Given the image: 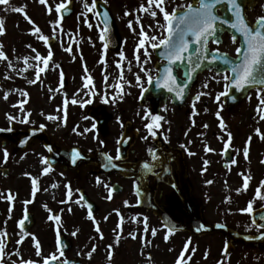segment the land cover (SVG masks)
Listing matches in <instances>:
<instances>
[{
  "label": "flooded vegetation",
  "instance_id": "af4514ba",
  "mask_svg": "<svg viewBox=\"0 0 264 264\" xmlns=\"http://www.w3.org/2000/svg\"><path fill=\"white\" fill-rule=\"evenodd\" d=\"M72 1L75 4L74 15L71 18L81 16L80 10L85 11L82 4H78L77 0ZM88 2L91 4V0ZM172 2H175L173 7H171ZM195 2L196 0H168L167 10L171 11L177 5L188 3L195 5ZM240 2L245 8L251 4L254 5V8L243 10L250 25H254L256 19L264 15V0H255L251 3L240 0ZM99 3L111 13L117 28L113 11L111 12V2L105 4L104 0H97L96 7ZM141 3L146 5L147 0H130L129 3L115 0V4L122 12L129 9L132 11L131 16L126 17L123 13L120 17V22H125L123 27L120 25L117 28L122 43L120 52L125 47L135 49L139 37L127 27V24L129 20H132L133 28L138 33L140 25L135 21L136 15H140L141 24L145 26L149 36L159 37L160 35V30H149L147 27L155 23L151 16L136 11ZM220 8L221 15H230L223 11L224 6ZM94 11L97 14L87 13V22L90 24L98 22L101 29L103 26L99 22L97 9ZM157 19L163 22L162 15L159 13ZM191 39L189 37L190 41ZM216 39L220 42L214 43L212 39H209L207 49L209 54L217 53V61L210 63L211 55H209V61H201V66L191 73L190 83L192 84L187 95L183 99H178V104L173 103L171 96L166 100H158L153 90L144 92L141 96V89L138 87L136 92L131 93L132 97L126 99V105L123 106L121 114L119 110L110 111L103 104L94 106L92 102L90 103L92 105L83 107L80 104L77 109L78 113L81 112L83 125L73 120L77 114L76 111L69 114L67 110L64 126L72 129L78 126L77 132L83 133L85 128H92L95 124L96 127L92 131L83 135H78L72 129L52 132L51 123L43 118L37 119L35 112L30 109L29 120L34 121V124L19 123V119L23 118L19 113L15 114L17 121L9 124L3 106H0V127L13 129L11 132L0 133V192L6 197L10 191L15 196L11 202L6 198H0V230L6 228L9 234L6 252L18 249L26 260L30 259L36 264H43L42 258L35 255L31 239V235H35L41 245L42 257H47L49 254L58 255L56 225L54 221L48 220V216L60 214L62 223L60 239L64 251L61 260L68 259L72 264H91L98 257L107 260V245L113 243L115 238L113 229H116L117 224L120 223V216L114 211L118 209L124 218V223L119 246L114 247L112 264L125 262L127 264H174L186 242H189V250L185 252L187 264H197L198 258L200 259L198 264H218L220 261L223 264H264V241L249 244L235 239L228 233L254 238L264 234V228L257 230L252 223L253 214L250 216L240 211L250 200H253L256 188L260 181L264 180V163H261L264 160V140L255 133L256 128H260L264 133V120H259L256 112V106L259 103L257 89L252 90L233 110L228 109L223 103L224 96L216 102L215 96L224 91L223 76L231 75L223 64L220 54H227L230 58L235 57L236 49L240 46L243 37L227 25H221ZM195 47L190 43L189 52L185 55L194 57ZM148 50L150 53L148 70L155 78L167 63L156 56V49L149 47ZM53 53L55 55L54 51ZM59 64L61 65L60 62ZM188 72L187 61L183 65L173 66V75L178 78L185 77ZM64 78V84L67 85L68 79ZM142 80L147 88L149 85L144 75ZM217 80L220 82L217 83ZM204 83L208 84L207 88L203 87ZM199 92L210 93V95L201 96L199 101H195L194 98ZM30 104L31 102L27 108H30ZM193 104H195L196 114L193 113ZM168 107L174 110L175 115ZM95 110L99 113L93 118L90 112ZM145 110L165 118L164 121H160L161 127L156 130L155 138L149 136L147 140L143 139L148 135L145 124L150 121L143 118ZM218 111L227 125L225 130L219 126L220 121L216 115ZM86 123H89V126H85ZM40 124L46 127L33 135V129L38 128ZM205 124L208 125L207 128L204 127ZM127 128L130 130L128 136L130 146L122 154L120 142ZM227 132L232 133V140L229 147L225 149ZM250 136L252 139L247 145L249 159L245 160L243 149ZM24 140L28 142L22 144L21 141ZM205 145L214 151L206 152ZM49 147L52 149L51 152L48 151ZM4 148H7L10 154L7 163L3 161ZM149 149L155 151L156 159L150 155ZM74 150L81 155L75 164L72 163ZM117 150L121 157L119 160L115 159ZM189 152L195 155H189ZM25 153H27L26 156ZM106 155L112 156V164L116 165V167L110 165L107 168L108 172L100 168L103 164H108ZM22 156L23 159H21ZM41 157L47 158L51 165L52 170L48 174H42L45 165L41 164ZM232 159H235L237 163L233 165ZM204 160H208L209 164L206 171L202 172ZM145 163L149 164L150 171L143 167ZM25 173L30 175L26 176ZM240 173L251 176L247 191L243 190V177ZM97 177L101 179L100 184H97ZM32 178L38 180L39 190L35 197L31 195ZM209 180L213 183H206ZM54 183L58 185L57 188L51 187ZM66 184L73 190L72 197L68 203H61L67 198ZM105 184L113 189L111 200L106 198L108 189L104 187ZM76 189L80 191L76 192ZM207 189L215 190L214 201L208 200ZM237 189L241 191L237 193ZM180 191L187 195L185 201L180 196ZM261 192L264 194V189H261ZM188 194L191 199H188ZM80 195H83L92 205L93 216L103 233V239H100L99 234L94 230L96 225L87 219V205L82 207L83 201L81 205L72 202ZM229 197L230 201L226 199ZM26 199H31L32 203L25 206L23 201ZM125 201H128V206H125ZM44 205L52 210L51 213L45 209ZM10 206L12 212L9 219ZM69 207L72 209L71 212L68 211ZM254 209V213L264 209V201L254 200ZM25 212L28 219L22 227L30 235L21 245H16V240L19 238L17 234L20 231L18 221L24 217ZM133 216L141 220L144 216L148 217L149 232L146 239L151 240V244L147 247L142 246V239L145 238L143 223H133L130 219ZM164 218L168 224L176 227L175 233L168 242L164 241V223H166ZM5 221H7L6 224ZM255 221L256 224H264L260 216H257ZM204 224L223 225V228L214 232H202ZM152 228L157 229L155 237L151 236ZM76 229H79V232L73 237L71 233ZM198 229L201 233H195ZM133 231L137 233L135 240L128 236V233ZM92 244L97 245V250L89 260L86 254L91 250ZM149 255L152 258L151 261L147 259ZM13 256L15 255L11 256V260ZM189 256L190 259H188ZM11 260L8 264H11ZM16 260L19 264V258ZM49 264L52 262L49 261Z\"/></svg>",
  "mask_w": 264,
  "mask_h": 264
},
{
  "label": "snow or ice",
  "instance_id": "6c2138e0",
  "mask_svg": "<svg viewBox=\"0 0 264 264\" xmlns=\"http://www.w3.org/2000/svg\"><path fill=\"white\" fill-rule=\"evenodd\" d=\"M38 2L41 5H44L47 11V14L51 15L53 11V6L48 3V0H38ZM72 2V0H60L59 3H55L54 10L58 14V19L53 21H50V24L52 25V38L55 39L59 35L60 32H63V28L60 27L61 20L63 19V15L61 13L63 12L66 14L70 11L69 4ZM108 0H104V3L106 4ZM167 3L168 0H147V4L141 3L139 5V8L136 10L138 13H144L153 19L155 22L154 25L150 24L148 25L149 30L157 29L160 30L159 37L157 35H151L149 36L148 33L145 31V26L141 24V17L140 15H136L135 21L138 25H140L139 32H136V29L133 28V21L129 20L127 27L133 31L134 34H136L139 39L135 45L134 49V59L137 63V65L140 67V71L144 74V77L147 78V84L152 85L154 84V88L156 90L164 89L168 93L172 94L173 99H183L185 95V89L188 88V82L191 81L192 75L191 73L194 72L197 68L201 66V61H209V55H211V62L217 61V53L212 52L209 54V51L207 49V45L209 42V39H212L214 43H219L220 41L216 39L218 29L221 25H227L229 28L233 29L235 32H238L243 37L242 47H238L236 49L237 55L235 57L230 58L227 54H220L222 56V62L225 65L226 68H228L231 75H224L223 80L224 83V91L218 93L215 96L216 102H219L221 100V97L227 96L229 91L231 89H235L236 91H243L246 90L254 85L264 86V15L259 16L254 25H250L245 15L243 14V7L240 0H196L195 5L193 3H188L187 5H177L176 7L172 8L171 11L167 10ZM0 5L8 6L5 8V11L11 10L17 13H23L24 18L28 21V23L32 26L30 35L34 36L38 40H42L45 44V46H48L49 43V37L45 35L41 28L35 24V22L27 15L25 12V7L21 6H12L9 4V0H0ZM97 6V0H91V4H89L88 0H82V7L85 10L83 13H81L82 16H84V22L87 24V13L93 12V14H97L94 10ZM220 6H224L223 11H226L229 13V16H223L221 15L222 9ZM158 13L162 15V20L157 19ZM132 13L125 11L124 16H131ZM102 23L104 27L101 29L100 34V40L104 42V48L105 50L108 47L107 41L110 40L109 33V13L105 11L103 13V20ZM89 28L92 27L91 24H87ZM59 29V32H58ZM6 35V27H5V21L4 19L0 18V37H3ZM70 36V33H69ZM189 37H191V41L189 40ZM233 40L235 38L233 37ZM194 44L195 47V56L185 54L189 52V45ZM147 45V46H146ZM4 43L0 41V61H7V67L9 69H13V61L9 59L8 55L4 51ZM27 48L31 49L32 53H35L34 56H23L18 57L17 60H23L24 64L26 65L25 69L18 70L20 73L23 71H26L27 68L35 67V78L29 79V84H35L37 81H40L41 73H43L49 66V62L53 59V51L51 47H49V50L47 52V56H42L41 53L34 48L31 44L26 45ZM61 47L64 51H67L69 53H72V48L64 47L62 44ZM149 47L152 49H162V51L159 53L160 56L167 59V65L163 67L162 72L157 74V77H153L150 75V71L144 67L147 63H149L150 60V53H149ZM143 49V60L141 59L140 50ZM120 59L116 61V67L118 69H121V75L119 76V80L123 81V84L117 83L115 85L108 84V76L104 75V81L106 88L115 87L118 89V91L114 92L112 95H109L106 91L103 94L97 93L94 91L95 85L93 84V78L91 76H85L82 77L84 79V83L82 85V89H88V92H85V96H89L90 98L86 101L82 100L80 101L81 107L84 106V104L92 103L91 96L92 95H100L101 102L102 103H112L116 104L118 101L123 100L124 98V91L123 86L124 84H127L128 86H132L131 82L124 80L123 77V68L121 62L126 59L125 54L123 51L118 53ZM73 59L75 57L73 56ZM29 60H34L37 63L35 65L29 64ZM185 61L189 64V72L185 77H179L176 75H173V66L174 65H183ZM102 64H105V69L103 70L106 73L107 64L104 59V54H101V60L99 61ZM42 63L43 67L40 66ZM129 64V71L131 70L130 65L131 61L128 62ZM56 69H60L61 65L59 63H56L54 65ZM85 73H87V68L85 66ZM61 77H63V72L60 73ZM8 76H5V79H8ZM217 83L220 81L217 80ZM42 83V81H41ZM89 85H92V88H89ZM135 86L141 89V96L144 92L148 91V89L144 86V81L142 80V77L140 74H135ZM204 88L208 87L207 83L203 84ZM20 91L21 95L27 97L29 94L26 91L23 90H16ZM49 92L53 91H59V88L52 89L49 87ZM264 87H258L257 88V98L259 100V103L256 107L257 115L259 116V120H264ZM78 94V93H77ZM210 95V93L206 92H199L196 94L194 100L199 101L201 96ZM9 97V93L5 92L3 99L7 100ZM250 98V97H249ZM67 100L64 101L65 105L67 104ZM26 103V101H20V111L24 113V116L22 119H19V123L21 124H34V121L29 120V116H31V112H27L23 104ZM73 104L77 103L76 99L72 100ZM13 107H17L16 104L12 105ZM165 111L167 110V107L165 106ZM57 111H62V109L58 108ZM207 111V109L205 110ZM193 113H195V104H193ZM139 115V113H137ZM41 115H44L43 112H41ZM222 130H225L227 128V125L223 121V119L220 117V112L218 111L216 113ZM47 120L50 121H60L61 124H63L66 121L67 113L65 112L63 116H57L49 114L45 117ZM145 119H148L150 122L145 124V128L147 129L148 135L144 136L143 139L147 140L149 136L155 138L157 135V129L161 127L160 121H164L165 118L162 115H154L147 110H145L144 117ZM17 117L11 114L7 115V120L9 124H12L14 121H17ZM85 119H88V117H85ZM119 119V118H118ZM194 124V121H193ZM59 126V125H58ZM46 125L40 124L38 128L33 129V135H35L36 132L42 131ZM95 124L92 125V128H85L83 130V133L77 132V127H74L72 129L73 132H76L78 135H83L84 133L90 132L95 128ZM205 128L208 127L207 124L204 125ZM13 129L11 127L3 128L0 127V133L3 132H11ZM255 133L261 140H264V133L261 132L260 128L255 129ZM187 135V133H185ZM227 141L224 144L225 149H227L230 145V142L232 140V133L227 132ZM251 136L248 138V141L246 142V146L243 149V156L245 160L249 159V147L247 146L248 143L251 141ZM27 140L21 141L22 144L27 143ZM101 143H103L101 141ZM119 143V141H118ZM191 143V141H189ZM181 147H185L184 145H181ZM48 151L51 152L52 149L49 147ZM150 155L153 157V159H156V153L153 149L148 150ZM205 151L211 152L214 151L209 146L205 145ZM239 151V150H237ZM189 155H195L193 152H189ZM9 152L7 148L3 149V161L4 163H7L9 160ZM27 153H25V156ZM24 157L22 156L21 159ZM81 158V155L78 151H73L72 153V163L75 164L78 159ZM120 154L119 150H117V155L115 156L116 160H119ZM105 159L108 161V164L105 165L106 167L108 165H111L112 167H116L115 164H112L113 157L110 155H106ZM40 162L42 165H45L42 169V174H48L52 169L51 165L49 164L47 158L41 157ZM231 163L234 165L237 163L235 159L231 160ZM261 163H264V160L261 161ZM209 164L208 160H204V168L203 171H206L207 165ZM145 170L150 171V166L148 163H145L143 165ZM26 176H29V173H25ZM63 175V173H61ZM240 175L243 177V190L247 191L249 187V181L251 180L250 175H244L243 173H240ZM101 183V179L97 177V184ZM206 183L211 184L213 181L209 180ZM31 195L32 197H35L36 192L38 189V180L37 178L31 179ZM52 188H57V184H52ZM105 188L108 189V196L107 199H112V191L113 189L109 187V185L105 184ZM65 188L67 189L66 193V199L61 201V203H68L71 200L72 197V188L70 185L66 184ZM261 189H264V180H261L258 187L255 190V196L253 200H250L247 204V206L243 209H240L242 213H247L248 215H252L255 211L254 209V200L259 199L261 201H264V194H262ZM44 191H48V189H44ZM76 192H79V189L75 190ZM237 193L241 191V189L236 190ZM139 192V189L137 188V193ZM0 198H6L9 202L13 201L15 199V196L9 191L8 195L5 197L4 193L0 192ZM228 201H230V197L226 198ZM81 201L84 202L83 205H81ZM73 203L77 205H81L82 207L84 205H87L88 212H87V219L91 220L95 226V231L99 234L100 239H103V233L98 225V222L95 220L93 216L92 211V205L87 202L85 197L83 195H80V197L74 201ZM24 205L27 206L28 204L32 203L31 199H26L23 201ZM125 206H128V201H125ZM45 209L51 213V209H48L47 205H44ZM9 219L11 218V212L12 207H9ZM63 211V210H61ZM69 212L72 211V209L69 207ZM118 216H120V223L117 224L116 229H113L115 233V238L112 244L107 245V260L108 264H112V260L114 257V247H118L120 240L122 238V232L123 228L122 225L124 223V218L121 216L118 209L114 210ZM28 219L27 212H25L24 217L18 221V227L20 228L19 233L17 234L19 238L16 240V245H21L24 240L30 235L28 232L24 230L22 227L25 220ZM133 223H143V233L145 234V238L142 239V246L147 247L151 244V240L146 239V235L149 232V225H148V217L144 216L141 220L137 216H133L130 218ZM260 219L264 220V212L260 213ZM48 220L54 221L56 225V233H57V252L56 254H49L47 257H42L41 253V245L39 240L35 237V235H31V239L33 240V247L35 248V255L37 257H41L43 264H49V261L52 262V264H72L71 261L68 259L61 260L60 258L64 256L63 247H61V239H60V228L62 227L61 223V215L60 214H50L48 216ZM105 220H107V217H105ZM7 221H5V224ZM252 223L256 226L257 230L264 228V224H256L255 219H253ZM223 227V225H220ZM165 228V235H164V241L168 242L170 237L175 233L176 227L175 225H171L168 223H164ZM119 230V231H118ZM79 232V229H76L71 233L73 237L77 235ZM157 235V229L152 228L151 229V236L155 237ZM128 236L135 240L137 239V233L135 231L129 232ZM251 237H246V239H250ZM259 238L264 239V234H262ZM8 241H9V234L7 232V229L0 230V264H8V261L11 260V256L15 255L19 258V264H36L33 260H26L24 259L19 250L15 249L11 252H6V248L8 247ZM66 247V245H64ZM97 250V245L92 244L91 250L87 252V258L91 260L93 254ZM189 250V242H186L184 244L183 249L177 256L174 264H187V261L185 259V252ZM171 251V249H170ZM191 257L189 256L188 259ZM149 261H151V256L149 255L147 257ZM11 264H18L17 260H11ZM218 264H223L222 261L218 262Z\"/></svg>",
  "mask_w": 264,
  "mask_h": 264
},
{
  "label": "rangeland",
  "instance_id": "374dc122",
  "mask_svg": "<svg viewBox=\"0 0 264 264\" xmlns=\"http://www.w3.org/2000/svg\"><path fill=\"white\" fill-rule=\"evenodd\" d=\"M119 1L121 3L130 2V0ZM59 2L60 0H48V3L53 6V11L51 15H49L47 14L45 6L41 5L38 0H9V4L12 6H26L25 12L27 15L50 39H52L53 34L50 21L54 22L59 18L54 10L55 3ZM76 2L82 4V0H77ZM108 2H111V12L113 11L117 22V28H119L120 25L123 27L125 22H120V17L124 11L122 12L121 9L118 8L115 4V0H108ZM174 4L175 2H172L171 7H173ZM6 7L8 6L0 5V18L4 19L6 27V35L0 37V41L4 43V51L9 59L13 61V69L7 67V61H0V106H3L4 113L6 115L11 114L14 116L16 113H19V115L21 114L24 116V113L20 111L19 102L26 101V103L23 104L24 109L27 112L29 109L30 111H34L37 119L43 118V120H47L45 117L49 114L63 116L67 110L69 114H73L76 111L77 114L74 116L73 120H76L83 125L81 112L78 113L77 108L80 106V101H86L90 97L84 95L85 92L89 91L88 89H83L81 91L84 83L82 77L87 75L93 78V84L95 85L94 91L97 93L103 94L106 91L109 95H112L114 92L118 91L115 87L106 88L104 75L106 74L108 76V84L115 85L118 82L123 84V81L119 80L121 69L116 67V61L120 59L118 55L120 51L113 53L107 51V49L105 50L102 41L100 40L102 28L100 29L101 26L98 22L91 23L92 27L89 28L87 24L90 23L87 22L86 24L84 22V16L82 15V17L76 16L68 21L61 20L60 27L63 28V32L59 33L54 47L51 48L52 51L55 52V55L53 53L54 60L49 64L48 68L41 73L40 81H37L35 84H29L28 80L35 78V67L27 68L26 71L20 73L18 70L25 69L26 65L22 59L17 60V58L35 55V53L31 52V49L26 47L28 44H31L36 48L42 56H47L49 48L45 46L42 40H38L29 34L32 26L24 18L23 13H17L11 10L5 11ZM128 12L132 13L130 9ZM80 13H83V11L80 10ZM62 44L64 47L70 46L72 48V53L64 51L61 47ZM131 48L125 47L122 50L126 59L122 61L121 64L124 80L131 82L132 86L124 84L123 91L125 94L123 100H120L121 103L105 104L101 102L100 95H92L91 99L94 106L103 104L105 107L109 108L110 111L113 112L119 110L121 114L124 109L123 106L126 105V99L131 98V93L136 92L135 74H140L142 78L144 74L140 71V67L134 59V49L131 50ZM102 53L104 54V59L107 64L106 73L103 71L105 69V64L99 62ZM140 55L143 60V49L140 50ZM73 56L75 59H73ZM129 61H131L130 71L128 64ZM59 62L61 63V68L56 69L54 65ZM36 63L37 62L34 60H29V64L35 65ZM40 66L43 67L42 63ZM85 66L87 68V73H85ZM149 66V63L144 65L146 69H148ZM61 71L63 72V77L60 75ZM5 76H8L9 78L5 79ZM64 77L68 79L67 85L63 82ZM49 87L54 90L59 88V91L49 92ZM89 88L91 89L92 85H89ZM17 89L26 91L29 95L25 97L21 95L20 91H16ZM5 92L9 93L7 100L3 99ZM73 99L77 100L76 104L72 103ZM65 100L68 101L66 105L64 103ZM30 102V108H27ZM13 104H16L17 107H13ZM90 105L92 104L88 103L84 106ZM58 108L62 109V111H57ZM169 109L170 112L175 115L174 110L172 108ZM41 112H43L44 115H41ZM47 121L52 125V132H64L66 129H72L71 127H65L64 123L61 124L60 121ZM88 124L89 123H86L85 126H89ZM214 192V189H207L208 200L214 201ZM23 258L25 259V256H23ZM16 259H18V257L13 256V260ZM198 259L197 264L200 260ZM92 262L93 263L91 264H107V260L102 257H98L97 260L95 259ZM124 264L127 263L125 262Z\"/></svg>",
  "mask_w": 264,
  "mask_h": 264
},
{
  "label": "water",
  "instance_id": "95a60500",
  "mask_svg": "<svg viewBox=\"0 0 264 264\" xmlns=\"http://www.w3.org/2000/svg\"><path fill=\"white\" fill-rule=\"evenodd\" d=\"M253 1H255V0H245V2L246 3H251V2H253ZM102 4L101 3H99L98 4V7H96V9H97V12H98V16H99V20H100V22L102 23V20H103V13L105 12V11H107L108 13H109V25H108V27H109V33H108V35L110 36V40H108L107 41V43H108V48L109 49H111V50H118L120 47H121V43H120V39H119V35H118V33H117V31H116V26H115V23L113 22V19L111 18V14H110V12L108 11V9L103 5V6H101ZM253 6L254 5H252L251 4V6H249L248 8H245V7H243V10L244 9H251V8H253ZM101 8V9H100ZM69 9H70V11L69 12H67L66 14H64L63 12L61 13V15H63V18L64 19H69V17H71L74 13V3L73 2H71L70 4H69ZM245 11V10H244ZM53 42H54V40H52L50 43L51 44H53ZM242 42H243V40H242ZM242 42H241V46L240 47H242ZM162 51V49H157L156 50V52H157V54H158V56H159V58H163V59H165V60H167L166 58H164V57H162V56H160V52ZM175 66V65H174ZM192 80V79H191ZM192 83H190V81L188 82V86L190 87V85H191ZM188 87V88H189ZM258 87H264V86H259V85H254V86H252V87H250V88H248V89H246V90H243V91H236L234 88L233 89H231L230 91H229V93H228V95L227 96H225V98H224V103L230 108V109H233L235 106H237L238 104H240V101L241 100H243V98L245 97V95H246V93L247 92H249V90H251V89H255V88H258ZM188 88H186L185 89V95H184V97L187 95L186 93H187V91H188ZM149 90H153V92H154V95H156V98L158 99V100H165L169 95H171L172 96V94H170V93H168L166 90H164V89H160V90H156L155 88H154V84H152V85H150L149 86V88H148V91ZM147 91V92H148ZM178 99H173V103L174 104H178L177 101ZM99 113V111H97V110H95V111H92V112H90V116L91 117H93V118H95L96 117V115ZM129 134H130V130L127 128V130H126V132H125V134L123 135V137H122V141L120 142V150L122 151V154H123V152L124 151H127L126 149H128V147L130 146V144L128 143V136H129ZM105 165H107V163L106 164H104L103 166H100V168L101 169H104L106 172H108V170L109 169H107L110 165H108L107 167L105 166ZM120 170H123V169H121V168H119ZM180 196L182 197V199L185 201V199L187 198V195L183 192V191H180ZM188 199H191V197H190V194H188ZM144 202L146 203V204H148L147 203V201L146 200H144ZM261 212H264V209L263 210H260L259 212H255V213H253V219H256V217L257 216H259L260 215V213ZM164 221L167 223V221L165 220V218H164ZM223 227H221V226H215V227H210V226H206L205 224H204V226H203V229H202V232H209V231H217L218 229H222ZM195 233H201L200 232V230L198 229ZM230 235H232V236H234V238L235 239H241V240H243V241H245V242H248V243H251V242H261V240H264V239H261V238H250V239H246V237L245 236H238L237 234H231L230 232H228Z\"/></svg>",
  "mask_w": 264,
  "mask_h": 264
}]
</instances>
